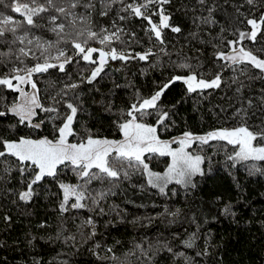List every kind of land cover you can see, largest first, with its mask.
Returning <instances> with one entry per match:
<instances>
[{"label":"trees","instance_id":"16d2710c","mask_svg":"<svg viewBox=\"0 0 264 264\" xmlns=\"http://www.w3.org/2000/svg\"><path fill=\"white\" fill-rule=\"evenodd\" d=\"M10 2L5 0L0 4V12L20 19L6 7ZM209 6L215 9L211 14L207 10ZM120 7L119 3L114 4L108 16L98 17L94 12L89 26L93 30L105 27L112 32L115 21V26L124 32L122 42L112 46L132 54L151 49L153 54L147 61L110 60L93 84L81 83L93 66L77 64L75 59L65 65L64 72L49 69L33 77L38 81L45 105L51 103L48 96L65 84H80L67 97L75 102L78 94L80 106L73 126L77 135L70 137V142H78L89 134L122 139L116 127L121 112H126L138 97L154 94L171 77L187 74L189 70L179 67L182 63L191 64V70L203 73L205 79L220 73L222 84L218 89L202 93H188L179 81L171 85L158 104L161 111L169 114L167 127L161 125L157 129L162 140L180 137L186 131L204 135L245 122L252 130L264 127V103H261L264 73L249 64L230 67L229 62L215 58L218 51H231L227 41L236 38L237 29H250L241 21L245 16H259L264 11V0H255L252 5L246 0H207L206 5H199L197 0H172L165 10L171 14L170 24L180 27L181 32L165 29L164 45L149 39L151 33L146 34L148 25L142 19L133 16L120 20L117 15ZM119 15L126 14L119 12ZM205 19L209 22L205 23ZM32 34L43 40L56 39L47 30H33ZM244 46L264 58L261 36L255 43L245 40ZM13 47L15 50L19 45ZM30 47L36 55L40 54L34 45ZM59 47L70 49L71 46L62 43ZM55 51L51 50L52 55ZM25 63L35 61L26 59ZM8 67L0 64V73ZM238 87L240 92L236 91ZM17 95L0 89V96L7 98L0 101V110H6L4 106ZM248 99L253 101L251 106ZM50 115L41 113L40 118ZM142 119L155 124L156 114ZM58 122L45 119L41 131L20 125L15 117L6 115L0 117V136L52 138ZM192 148L205 159L203 175L197 176L190 186L171 185L161 193L148 183L142 169H130L129 177L119 181H93L87 186L86 207L67 211L60 209L63 199L60 183H83L70 168L62 165L56 178L46 177L34 185V194L28 202L18 198V193L25 190V183L14 170L15 164L10 174L0 170V264H264V162L229 161L227 157L234 154V148L224 141L197 143ZM170 160L169 156L158 154L145 157V162L155 171H164ZM177 210V215L171 214ZM184 241H190L192 247H187ZM204 252L207 254L197 255ZM113 254L119 260L109 259Z\"/></svg>","mask_w":264,"mask_h":264},{"label":"snow or ice","instance_id":"6c2138e0","mask_svg":"<svg viewBox=\"0 0 264 264\" xmlns=\"http://www.w3.org/2000/svg\"><path fill=\"white\" fill-rule=\"evenodd\" d=\"M254 2L255 0H246L249 5ZM4 3L5 0H0V4ZM116 3L121 5L119 12L126 14L119 15L118 12L120 20L133 16L142 19L148 25L146 34L151 33L149 39L154 38L160 45L165 43V29H170L173 33L181 32L180 27L170 24L171 14L165 10V5H170L172 0H11L6 7L18 14L20 19L0 12V64L5 67L11 65L6 72L0 73V89L18 94L11 103L4 106L6 110H0V117L12 114L18 118V124L34 130L42 128L45 119L59 121L54 125L52 138L44 136L33 139L21 136L17 139H5L0 136V170L10 174L13 170L12 164H15L14 170L25 183V190L18 193L21 201H30L34 194L33 186L46 177L56 178L57 170L62 165L70 168L83 183H60L59 187L63 191L61 211L85 208L86 204L83 201L88 198L86 192L89 184L93 181L115 182L122 177L128 178L130 169L137 171L142 169L147 174L148 183L164 193L167 185L173 181L187 185L191 183L193 176L203 175L201 165L205 158L189 151L197 143L204 145L210 141H224L234 148V154L227 157L229 161L264 162V127L252 130L246 122L237 127L215 129L204 135L186 131L180 137H173L170 140L160 138L157 129L161 125L167 127L165 121L169 119V114L167 111H161L158 104L171 85L178 81L182 82L188 93H202L204 90L221 87L220 73L205 79L203 73L191 70L193 66L188 63L179 65L189 70L187 74L171 77L161 84L154 94L149 97H138L129 105L126 112H121L116 127L122 139L94 137L89 134L78 142H70L69 138L77 135L73 126L77 122L80 106L78 94H75V102L67 97L68 92L79 88L80 84H65L59 91L48 96L51 103L45 105L41 100L38 81L33 77L47 73L49 69L64 72L65 65L73 63L75 59L77 64L84 62L93 66L90 74L81 78V83L93 84L105 71L110 60L147 61L153 54L151 49L132 54L112 46L116 42H122L121 34L124 32L123 28L115 26V21L112 22L115 28L112 32L105 27L93 30L89 26L94 12L98 17L108 16ZM197 3L206 5L207 0H197ZM207 10L211 14L215 9L209 6ZM204 22L209 21L205 19ZM241 22L250 26V29L248 31L237 29L236 38L227 41L231 51H218L215 58L231 62L233 65L249 64L264 73V58H260L244 46L245 40L255 43L258 36L264 38V11H261L259 16L251 18L245 16ZM33 30H47L53 33L56 39L43 40L41 36L32 34ZM130 35L134 36L135 33ZM8 36L11 39H7ZM90 42L103 47L91 46ZM62 43L70 45V49L60 48L59 45ZM16 45L19 47L14 50L13 46ZM32 45L39 51V55L33 52V48L30 47ZM52 49L56 50L55 55H52ZM161 50L164 51L163 48ZM69 51L72 55H69ZM26 59L35 63H25ZM223 67L224 65H221V68ZM26 88H30V91H26ZM236 91L240 92L241 88L238 87ZM4 99L7 98L0 96V101ZM252 103L251 99L247 100L249 106ZM261 103H264V97L261 98ZM41 113L52 115L40 118ZM153 114H156L155 124L143 122L142 118ZM11 127L14 128L15 125ZM173 144L178 147L173 148ZM148 154L171 157L167 171L163 174L151 171L149 164L145 162ZM9 158L13 159L10 161ZM252 167L255 169V165ZM103 195L100 194L101 199ZM70 200L74 202L69 204ZM224 211L229 212V208L226 207ZM171 214L177 215L178 210ZM88 223L91 224L92 221L89 219ZM184 243L187 247H192L190 241ZM107 251L112 252V249L108 248ZM168 251L171 252L172 249L168 248ZM94 254L99 256L98 253ZM206 254L197 253L198 256ZM109 259L119 260L114 254Z\"/></svg>","mask_w":264,"mask_h":264},{"label":"rangeland","instance_id":"374dc122","mask_svg":"<svg viewBox=\"0 0 264 264\" xmlns=\"http://www.w3.org/2000/svg\"><path fill=\"white\" fill-rule=\"evenodd\" d=\"M108 63H109V62H108ZM193 146H194V145H193ZM172 147H173V146H172ZM176 147H178V145L175 146V147H173V148H176ZM189 151L193 152V154H199V155L203 156L201 153H199L197 150H195V149H193V148H190ZM170 159H171V157H170ZM239 162H243V161H239ZM235 163H238V162H235ZM170 164H171V160H170L169 165H170ZM169 165H168V167H169ZM168 167H167V168H168ZM149 168H150L151 171H153V172H158V173H161V174H163V173H165V172L167 171V168H166L164 171H155V170L151 169L150 166H149ZM201 168H202V170H203V164L201 165ZM145 174H146V173H145ZM199 175H200V174H197V175L193 176L192 179H191V183H190V184H187V185H184V184H178V183H176L175 181H173V182H171V183H169V184L167 185V187L165 188V192L168 190V188H169L171 185H180V186H184V187L190 186V185L193 183L194 179H195L197 176H199ZM146 177H147V174H146ZM147 181H148V178H147ZM151 186H152V185H151ZM152 187H153V186H152ZM154 188H156L157 190H159L158 187H154ZM165 192H164V193H165ZM70 204H71V203H70Z\"/></svg>","mask_w":264,"mask_h":264},{"label":"water","instance_id":"95a60500","mask_svg":"<svg viewBox=\"0 0 264 264\" xmlns=\"http://www.w3.org/2000/svg\"><path fill=\"white\" fill-rule=\"evenodd\" d=\"M236 65H237V64H236ZM229 66H230V67H233V66H235V65H233V64H231V62H229ZM8 115L11 116V117H14L12 114H8ZM15 118H16V117H15ZM16 119H18V118H16ZM34 122H35V121H34ZM43 127H44V126H42V128L37 129V130H41V131H42V130H43Z\"/></svg>","mask_w":264,"mask_h":264},{"label":"flooded vegetation","instance_id":"af4514ba","mask_svg":"<svg viewBox=\"0 0 264 264\" xmlns=\"http://www.w3.org/2000/svg\"><path fill=\"white\" fill-rule=\"evenodd\" d=\"M38 119H39V118H38ZM61 190H62V189H61ZM62 194H63V191H62ZM73 202H74L73 200H70V201H69V204H70V203H73ZM83 202L85 203V201H83Z\"/></svg>","mask_w":264,"mask_h":264}]
</instances>
